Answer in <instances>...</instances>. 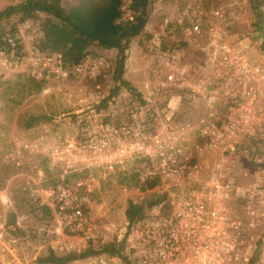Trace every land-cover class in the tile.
I'll return each instance as SVG.
<instances>
[{
	"label": "built area",
	"instance_id": "1",
	"mask_svg": "<svg viewBox=\"0 0 264 264\" xmlns=\"http://www.w3.org/2000/svg\"><path fill=\"white\" fill-rule=\"evenodd\" d=\"M175 2V21L187 44L168 42L166 20L149 29L143 46L152 61L154 94L175 92L179 102L197 110L195 116L177 114L168 99L161 122L158 114L127 121L88 118L78 136L63 139L95 158L105 170L102 178L130 157L138 159V181L159 182L147 190L134 185L136 194H165L168 209L154 205L143 218L103 225L102 231L90 205L98 179L39 187L35 200L50 208L53 224L0 223V264H38L46 249L87 247L100 251L67 264H264V0H253L258 17L249 0ZM32 26L29 19L21 24L31 38L35 32L41 38L40 26ZM4 41L3 62L39 82L94 78L105 66L101 56L69 65L59 52L22 46L18 33ZM241 152L252 169L243 172V182L232 159Z\"/></svg>",
	"mask_w": 264,
	"mask_h": 264
},
{
	"label": "rangeland",
	"instance_id": "2",
	"mask_svg": "<svg viewBox=\"0 0 264 264\" xmlns=\"http://www.w3.org/2000/svg\"><path fill=\"white\" fill-rule=\"evenodd\" d=\"M19 1L0 0V10ZM149 1L148 31L160 27L166 20L173 22L177 18L175 0ZM78 2L62 0V5L69 8ZM44 16L41 13L29 19L33 22L32 28H39ZM16 19V16H11L1 20L0 31L8 32L9 25L14 22L21 45L34 44L38 39L36 32L31 38L30 30L21 28L23 21L16 22ZM140 41V36L131 39L123 74L135 93L124 87H120L115 94L111 93L116 86L112 78L115 49L101 51L93 48L105 60V66L94 78L69 75L62 80L52 78L43 82L33 80L20 67L6 65L0 55V223H8L14 215L13 224L22 227L53 224L51 217L43 214L35 200V192L39 187L58 182L71 184L77 179H98L90 205L102 231L103 225H119L126 220L125 208L130 198L143 201L148 197L145 195L142 199L134 189V169L138 159L130 157L122 167L118 166L111 173L106 171L105 178H102L105 170L95 164V158L84 156L63 143L64 138L78 136L88 118L127 121L143 114L145 108H150L158 114L157 120L161 122L168 99H171L170 106L177 114L184 113L189 118L195 116L193 114L197 110L179 102L175 92L172 96L154 94L151 87L152 61ZM189 49L192 50V47L189 46ZM138 93L141 100H148L147 103L141 104L136 96ZM232 157L235 176L243 182V172L252 171L246 153ZM39 169L43 172L42 176L38 173Z\"/></svg>",
	"mask_w": 264,
	"mask_h": 264
},
{
	"label": "trees",
	"instance_id": "3",
	"mask_svg": "<svg viewBox=\"0 0 264 264\" xmlns=\"http://www.w3.org/2000/svg\"><path fill=\"white\" fill-rule=\"evenodd\" d=\"M149 0H79L77 4L65 8L62 0H21L0 10V21L16 16V22L38 17L43 13L41 20L42 37L34 43L42 51L59 52L65 63L75 65L87 57H98L93 48L115 49V67L113 81L116 83L115 94L120 87L135 93L128 81L123 77L127 50L132 38L140 36L144 45L148 37ZM251 10L258 17L257 4L249 0ZM261 19L259 20V22ZM181 25L173 20L165 28L168 42L186 45L181 37ZM16 32L15 23L9 25L8 32L0 31V48L5 45L4 36L13 35ZM177 34V35H176ZM94 51V52H93ZM137 98L141 104L147 103ZM143 114L147 119H153L156 112L145 108ZM107 119V118H106ZM32 121L27 123V127ZM264 166V163L262 164ZM134 185L140 190L154 187L158 182L157 177H148L144 182H139L134 176ZM163 203V211L168 209L165 194L154 193L140 203L128 200L125 208V217L129 222L139 220L145 215V208ZM43 214L50 216V208L46 204L39 203ZM12 215L8 223H14ZM110 244L102 246L107 250ZM100 250L87 247L80 251L57 253L46 249L36 259L38 264H67L72 260L81 259L98 253Z\"/></svg>",
	"mask_w": 264,
	"mask_h": 264
},
{
	"label": "crops",
	"instance_id": "4",
	"mask_svg": "<svg viewBox=\"0 0 264 264\" xmlns=\"http://www.w3.org/2000/svg\"><path fill=\"white\" fill-rule=\"evenodd\" d=\"M96 50L104 51V50H109V49L96 48Z\"/></svg>",
	"mask_w": 264,
	"mask_h": 264
},
{
	"label": "flooded vegetation",
	"instance_id": "5",
	"mask_svg": "<svg viewBox=\"0 0 264 264\" xmlns=\"http://www.w3.org/2000/svg\"><path fill=\"white\" fill-rule=\"evenodd\" d=\"M6 223V222H5Z\"/></svg>",
	"mask_w": 264,
	"mask_h": 264
}]
</instances>
